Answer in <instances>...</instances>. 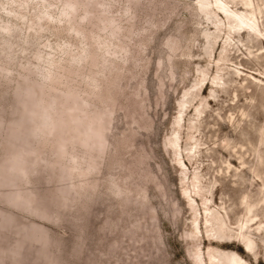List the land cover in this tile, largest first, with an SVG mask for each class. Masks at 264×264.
Segmentation results:
<instances>
[{"label":"rangeland","instance_id":"rangeland-1","mask_svg":"<svg viewBox=\"0 0 264 264\" xmlns=\"http://www.w3.org/2000/svg\"><path fill=\"white\" fill-rule=\"evenodd\" d=\"M221 1L0 0V264H264V0Z\"/></svg>","mask_w":264,"mask_h":264},{"label":"bare ground","instance_id":"bare-ground-1","mask_svg":"<svg viewBox=\"0 0 264 264\" xmlns=\"http://www.w3.org/2000/svg\"><path fill=\"white\" fill-rule=\"evenodd\" d=\"M215 4L224 13H226L227 15L230 14L231 10L228 8L226 3L222 2L221 0H216ZM234 18L236 20V24H235L236 27H239V28L240 27H249V29L250 28H257L256 18L254 16L245 15V16L241 17V16H238V15H235ZM252 248H253V244L250 243V242H247L246 243V250L251 252ZM225 255L228 258V262L226 264H246V262L238 255H235V254H233V255L225 254Z\"/></svg>","mask_w":264,"mask_h":264}]
</instances>
